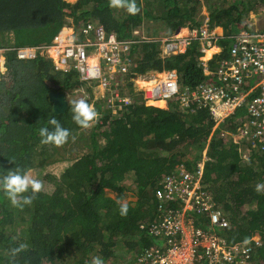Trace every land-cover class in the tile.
<instances>
[{
    "label": "trees",
    "instance_id": "16d2710c",
    "mask_svg": "<svg viewBox=\"0 0 264 264\" xmlns=\"http://www.w3.org/2000/svg\"><path fill=\"white\" fill-rule=\"evenodd\" d=\"M127 2L112 7L110 0H0V46L6 49L7 67L0 79V175L20 168L42 182V190L23 208L11 205L0 191V264H92L94 257L103 264H139L137 255L156 244L140 225L156 218L160 177L179 163L195 172L205 149L203 183L228 215V242L247 240L252 246L248 260L264 264V189L255 190L264 184V150L245 156L231 135L248 120L244 108L214 127L207 106L193 103L191 111L176 98L167 105L164 99L147 105L143 91L127 79L121 93H129L132 102L114 112L95 101L97 118L83 128L72 119L69 103L66 111L55 113L49 100L50 91L83 86L76 70L56 69L41 51L35 58L17 56L18 47L49 45L65 25L84 40L81 28L96 23L135 41L131 56L141 74L176 70L183 89L217 80L204 73L197 40L183 53L162 55L159 40L133 34L146 21L151 36L199 26L206 17L200 14L203 0H134V15L123 6ZM205 3L210 22L226 30L217 41L222 50L208 62L215 70L229 57L233 34L248 27L251 12L259 11L264 0ZM53 117L69 131L59 146L41 143L39 135ZM61 161L69 162L63 170L42 176ZM129 194L135 199L126 201ZM121 204L128 207L123 216ZM255 234L260 242L251 239Z\"/></svg>",
    "mask_w": 264,
    "mask_h": 264
},
{
    "label": "built area",
    "instance_id": "2783aa9c",
    "mask_svg": "<svg viewBox=\"0 0 264 264\" xmlns=\"http://www.w3.org/2000/svg\"><path fill=\"white\" fill-rule=\"evenodd\" d=\"M254 16L247 19L248 27L233 34L229 57L223 59L215 70L208 65L209 59L201 56L200 65L215 81L185 87L175 70L165 71L147 78V104L152 99L168 101L176 98L186 109L193 110V103L207 106L217 127L236 110H246L247 121L231 132L234 142L244 145L246 156L252 150H264V4ZM209 18L200 29L190 35L164 37L163 53L170 55L187 47L193 40L200 43L199 51L213 47L225 31L211 27ZM83 41H78L74 31L58 34L48 46L22 47L20 58H33L37 49L50 56L72 63L86 78L99 80L107 105L114 112L123 104L132 102L129 94H122L123 77L130 79L138 74L139 62L131 56L133 39H121L116 32H108L103 25L89 23L81 28ZM133 34L140 40H153L145 31L136 29ZM156 39V38H155ZM221 48H219L220 50ZM5 48L0 47V70L5 62ZM219 81V82H218ZM116 106H119L116 108ZM207 150L197 163L195 172L179 163L174 172L164 173L155 188L156 218L140 225L156 239V244L146 247L136 257L139 264H252L248 259L251 245L247 240L229 243L227 232L230 222L227 213L219 208L206 184L203 183ZM252 240H256L254 236Z\"/></svg>",
    "mask_w": 264,
    "mask_h": 264
},
{
    "label": "clouds",
    "instance_id": "9594fccd",
    "mask_svg": "<svg viewBox=\"0 0 264 264\" xmlns=\"http://www.w3.org/2000/svg\"><path fill=\"white\" fill-rule=\"evenodd\" d=\"M110 2H111L112 7H121L122 6V0H110ZM203 2L205 3L204 0H203ZM123 6L126 7V10L129 14L134 15L137 12V6H136L134 0H128V2L126 4H124ZM252 12H254V11H252ZM209 13H208V15H209ZM208 15H205V16L208 17ZM203 24H204V20L202 21V23L199 26H195V27H190V25L187 24V25L183 26L186 28V32H184L182 34L179 32L180 29H182V27H180L173 34H170V35L166 34V33H164L163 35L158 34L155 36H151V35H147V34L146 35L149 37H153V40H159L162 55H167V54L163 53L162 41H161L162 38H164V37L173 38L177 34L180 37L190 35L192 30L200 29L203 26ZM211 27H214L217 31H219V28H221V30L226 31L222 25L212 23ZM62 29L70 30V33L72 30L74 31L73 27L65 25L59 30V32L56 35L68 34V32L63 34ZM81 35L84 37L83 33H81ZM81 41H83V40H81ZM198 43H199V41H198ZM191 44H189L187 47L182 46L179 52L172 53V54L174 55V54H179V53L185 52ZM214 46H216L218 48V51L213 52L210 57H206L207 51L209 49H211L212 47L211 48L208 47L205 52H201V51H199V47H200V43H199L198 44V51H199L198 59H199V61L201 59L200 58L201 56H205L206 59H209V61H210L215 54L219 53L222 50V49L219 50V48H221V46H220V44H218V42L214 43L213 47ZM0 47L4 48L2 46H0ZM22 47H28V46L18 47V50ZM32 47H37V46H32ZM18 50H17V56H18ZM37 50H38L37 53L39 51H41L42 54H45L46 57L50 58L53 61L56 69L64 71V72H67L71 69H74L78 73V78L83 83V86H81L77 89H74V90L66 91V92L60 91V92L65 94L66 101H67V107H68V103H69L70 111L72 113V119L74 120V122L78 126L83 127V128H87V127H90L91 124L95 121V119L97 118V113L94 109L95 101H100V103L103 104L105 107H107L108 109H112V108H109L107 105V97H108L107 94L106 93L103 94L104 92L101 93L102 89H100V88H102V87L99 86V80L98 79H93L92 77L86 78L85 76H83L81 71L78 68H76L72 63H66V62H63L60 58H55L54 56H50L47 52H44V50H41V49H37ZM5 51H6V49H5ZM37 53H36L35 57L37 56ZM4 57H5V54H4ZM35 57H33V58H35ZM23 59H29V58H23ZM6 71H7L6 62H4L3 68H2V70H0V79L3 76H5ZM151 71L153 72L151 74L159 73V71H157V70H151ZM165 71H173V70H164L162 72H165ZM147 73H149V72H147ZM151 74H150V76H146V73L141 74L140 72H138V74L134 77V79H130V77L126 78V76H124L123 77L124 86L127 87L126 83H127V79H129L130 81L133 82V85H134L136 91H139V90L143 91L144 99L146 100V97H145V90L146 89H144V88H146V86L145 87L144 86H138V84H139L138 80L142 79V80L147 81V78L152 76ZM49 84L52 85L51 83H49ZM85 85L88 86L86 89V92H88L89 95L87 93H85V91L83 89V87ZM88 88H90L92 90L94 89L93 93L91 91H89ZM96 90L99 91V95H98L99 99H96V93L94 92ZM121 91H123V90H121ZM81 92H83L84 95H80L77 99H69L70 94H77V93H81ZM126 92H127V90H126ZM122 94H125V93H122ZM126 94H129V93H126ZM89 99L91 100L90 103L87 101ZM165 102L167 105L168 101H165ZM146 104H147V100H146ZM52 105H53V103H52ZM147 105H149V104H147ZM116 108H117V106H116ZM48 125H50L51 127H41L39 129V135L41 137V143L52 144V145H56V146L64 144L67 141V139L69 138V131L66 128L62 127L61 124L59 123V121L55 117L48 120ZM238 151L241 152V150L239 148H238ZM262 189H264V184L258 183L255 186V190L257 192H260ZM41 190H42V182L38 179L33 178L32 175L29 173V171L22 170L20 168H14V169H9L7 171L4 170V174L0 175V191L3 192V195L11 203V205H13L15 207L23 208L24 206L31 205L33 199ZM127 210H128V207L126 204L120 205V208H119L120 215H122V216L126 215ZM21 247H23V245H21ZM13 251H17V250L14 249ZM92 264H103V260L100 257H94L92 260Z\"/></svg>",
    "mask_w": 264,
    "mask_h": 264
},
{
    "label": "rangeland",
    "instance_id": "374dc122",
    "mask_svg": "<svg viewBox=\"0 0 264 264\" xmlns=\"http://www.w3.org/2000/svg\"><path fill=\"white\" fill-rule=\"evenodd\" d=\"M67 1H75V0H67ZM205 1V0H204ZM142 6V5H141ZM208 13H209V9H208V5L206 4V3H204L203 5H202V8H201V11H200V14H203V15H208ZM253 14H254V16L256 17L257 15L255 14V12H253ZM146 21V20H145ZM147 22V21H146ZM144 23L143 22V24H142V26H139V27H135V28H133V31H135L136 29H140V30H143V32L145 31V34H147V35H149V33H147V31H149V32H152V30H147V23ZM155 30V29H154ZM162 32H165V31H162ZM11 33H13V32H11ZM69 33V32H68ZM160 34V33H159ZM216 51H217V48H216ZM207 56V55H206ZM151 73H153L152 71H149V73H146V76H150V74ZM161 73H164V72H161ZM161 73H159V76H160V74ZM161 77H163V75H161ZM146 83H141L140 85L138 84V86H144ZM87 87L88 86H84L83 87V89H84V91H85V93H87L88 95H89V93L88 92H86V89H87ZM100 89H102L101 90V93H103V88H100ZM143 89V88H142ZM144 89H146V88H144ZM94 90V89H93ZM93 90L91 89V92L93 93ZM95 93H96V99H99V91H94ZM80 95H84V93L83 92H81V93H77V94H70L69 95V99H77ZM95 99V100H96ZM155 106V105H154ZM158 107V106H157ZM166 107V106H165ZM117 110V109H116ZM112 112H110V113H108L107 115L109 116V119L111 118V114ZM98 114V113H97ZM87 128H89V127H87ZM88 130V129H87ZM69 162H67V161H61V162H58V163H55V164H53L52 166H50L49 167V169L47 170V171H45V172H42V176H45V175H47V174H54V173H59L61 170H63L66 166H67V164H68ZM130 199V194H129V197L127 196V198H126V201L127 200H129ZM135 199V198H134ZM243 211H246L245 209L243 210ZM254 238L256 239V240H259L260 239V237H259V235H257V234H255L254 235Z\"/></svg>",
    "mask_w": 264,
    "mask_h": 264
},
{
    "label": "water",
    "instance_id": "95a60500",
    "mask_svg": "<svg viewBox=\"0 0 264 264\" xmlns=\"http://www.w3.org/2000/svg\"><path fill=\"white\" fill-rule=\"evenodd\" d=\"M49 100L53 103V111L62 113L67 109V101L64 93L60 91H50Z\"/></svg>",
    "mask_w": 264,
    "mask_h": 264
},
{
    "label": "bare ground",
    "instance_id": "6f19581e",
    "mask_svg": "<svg viewBox=\"0 0 264 264\" xmlns=\"http://www.w3.org/2000/svg\"><path fill=\"white\" fill-rule=\"evenodd\" d=\"M185 31H186V29H184V30L182 29V32H185ZM219 31H220V29H219ZM67 32L70 33V30H63V31H62L63 34H64V33H67ZM216 48H217V47L214 46V47H212L211 49H209V50L207 51V54H206L207 56H206V57L211 56V54H212L213 52L216 51ZM217 51H218V48H217ZM159 73H161V72H159ZM161 75H163V77H164V76H165V73H161V74H160V77H161ZM138 83H140V84H141V83H146V84L144 85V87L147 86V85H150V82L142 81V80L139 81ZM158 99H163V98H158ZM152 100H155V99H152ZM148 104H149V105H152V104H150L149 102H148ZM239 149L242 150V147H239Z\"/></svg>",
    "mask_w": 264,
    "mask_h": 264
},
{
    "label": "crops",
    "instance_id": "0c3cea01",
    "mask_svg": "<svg viewBox=\"0 0 264 264\" xmlns=\"http://www.w3.org/2000/svg\"><path fill=\"white\" fill-rule=\"evenodd\" d=\"M182 29L184 30V29H186V28H185V27H182ZM182 29H180V31H179L181 34L184 33V32H182ZM63 30H65V29H62V31H63ZM185 32H186V31H185ZM209 57H210V56H209ZM141 80H142V79H141ZM141 80H138V82L141 81ZM142 81H145V80H142ZM139 85H140V83H139ZM130 199H134V197H132V198L130 197Z\"/></svg>",
    "mask_w": 264,
    "mask_h": 264
}]
</instances>
